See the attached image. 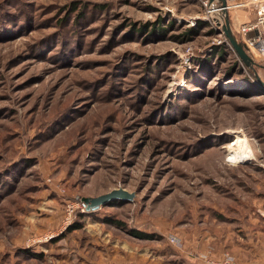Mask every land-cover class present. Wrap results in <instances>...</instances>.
<instances>
[{"label": "rangeland", "instance_id": "1", "mask_svg": "<svg viewBox=\"0 0 264 264\" xmlns=\"http://www.w3.org/2000/svg\"><path fill=\"white\" fill-rule=\"evenodd\" d=\"M225 36L199 0H0V264H149L234 219L264 169V62ZM116 188L134 197L64 228Z\"/></svg>", "mask_w": 264, "mask_h": 264}, {"label": "crops", "instance_id": "2", "mask_svg": "<svg viewBox=\"0 0 264 264\" xmlns=\"http://www.w3.org/2000/svg\"><path fill=\"white\" fill-rule=\"evenodd\" d=\"M236 8L240 7L232 9ZM232 9L229 13L233 12ZM245 11L248 13L247 17L240 20V16L237 15L238 17L233 21L237 31L240 23L253 16L251 10ZM257 174L253 179V185L248 182L244 188L241 203L237 206L232 221H223L208 227L206 234L195 240L196 245L193 250L176 252L161 250L158 253H149V264H204L194 255L208 251L216 257L230 253L238 264H264V169L259 170Z\"/></svg>", "mask_w": 264, "mask_h": 264}, {"label": "built area", "instance_id": "3", "mask_svg": "<svg viewBox=\"0 0 264 264\" xmlns=\"http://www.w3.org/2000/svg\"><path fill=\"white\" fill-rule=\"evenodd\" d=\"M205 8V18L209 20L212 27L215 28L220 36L225 35L224 23L229 11L234 7L247 8L253 12V16L247 21L242 22L238 26L240 39L246 45L248 52L253 57H259L264 62V0H238L236 2H227L226 9L215 0H199ZM227 11V12H226ZM204 18V17H203ZM224 40L229 39L225 36ZM218 42H222L221 39ZM231 46V45H230ZM88 210V204L83 198L77 203L69 201L66 208V217L64 219V228L68 227L73 221V213L75 210ZM169 240L176 246H182V239L177 236H170ZM198 259L204 264H238L236 258L230 253H224L220 257L213 256L212 253L202 252L195 253Z\"/></svg>", "mask_w": 264, "mask_h": 264}, {"label": "water", "instance_id": "4", "mask_svg": "<svg viewBox=\"0 0 264 264\" xmlns=\"http://www.w3.org/2000/svg\"><path fill=\"white\" fill-rule=\"evenodd\" d=\"M218 2L224 7V9H226L228 0H218ZM223 29L224 33L226 34L227 38L231 42L232 46L234 47L235 51L242 59V61L248 66L254 67L255 60L248 52L246 45L242 42V40L238 38L234 30L232 29L229 15L226 16ZM258 79L264 85V81H262L259 77ZM133 197V192H129L124 188H116L108 193H104L98 196H85L83 197V199L88 204V209L91 210L98 209L101 205L113 199L131 200Z\"/></svg>", "mask_w": 264, "mask_h": 264}, {"label": "trees", "instance_id": "5", "mask_svg": "<svg viewBox=\"0 0 264 264\" xmlns=\"http://www.w3.org/2000/svg\"><path fill=\"white\" fill-rule=\"evenodd\" d=\"M143 28H145V27H143ZM188 32H190V33H195V32H197V30H195V29H193V28H190V29L188 30ZM220 47H221V46L215 47V49L218 48V49H216V54H217V55L220 54V56H221V58H222V57L224 56V51H223ZM232 69H233V66H231V67L229 68L230 71H232ZM257 79H258V77H257ZM258 80H259V79H258ZM260 83H261V82H260ZM261 84H262V83H261ZM108 222H110V223H112V224H115V225L118 226V227H123V224H124V222H122V221H113V220H111V221H108ZM132 234L135 235V236H138V237H140V238H152V237H153V235L146 234V233H144L143 231H133Z\"/></svg>", "mask_w": 264, "mask_h": 264}, {"label": "bare ground", "instance_id": "6", "mask_svg": "<svg viewBox=\"0 0 264 264\" xmlns=\"http://www.w3.org/2000/svg\"><path fill=\"white\" fill-rule=\"evenodd\" d=\"M236 141L240 144V146L237 148L236 150V154L239 156V159H245V160H249L250 158L253 157V155L244 147V139L243 137L239 136L238 134Z\"/></svg>", "mask_w": 264, "mask_h": 264}]
</instances>
